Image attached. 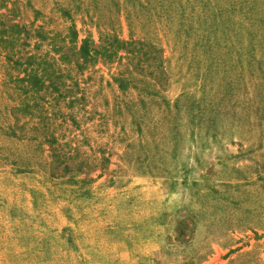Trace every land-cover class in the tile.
I'll list each match as a JSON object with an SVG mask.
<instances>
[{"label": "rangeland", "instance_id": "1", "mask_svg": "<svg viewBox=\"0 0 264 264\" xmlns=\"http://www.w3.org/2000/svg\"><path fill=\"white\" fill-rule=\"evenodd\" d=\"M59 6L132 45L72 52L36 115L4 58L33 42L0 45V264H264V0H0V27L62 36Z\"/></svg>", "mask_w": 264, "mask_h": 264}, {"label": "trees", "instance_id": "2", "mask_svg": "<svg viewBox=\"0 0 264 264\" xmlns=\"http://www.w3.org/2000/svg\"><path fill=\"white\" fill-rule=\"evenodd\" d=\"M76 10H80V8L76 7ZM33 11L35 20L43 16L39 10ZM58 11L63 17L70 20L66 34L62 36L59 34L64 42L60 46H57L56 41V37L59 35L57 33L50 35L49 32L44 30L43 24L34 25V20L28 26L26 24L12 23L10 26L6 27L3 24L0 27V45L5 43L8 46L14 47L18 45L25 48L26 46L30 47L33 42L31 49H26L27 56L24 58L23 56L14 58L10 53L4 56L8 64L11 63L12 66L17 67L19 72L22 73L21 77L9 74L6 82L10 85L13 84V89H20L22 94L25 97L27 96V101L21 100L23 102L21 107H23L24 113L33 115L34 112H31L33 110L30 109H35L36 111L40 109L39 107L43 106L40 100L47 101L48 98L56 100L61 96H65L62 90L65 87V82L58 81V79L62 80L64 77L59 68L62 67L61 65L64 64V61L66 63L70 62L69 57L72 52L77 56L75 63L78 70L81 71L92 65L97 60V57H115L119 49L124 48L126 50L127 46L132 45V42L121 40L117 35H112L111 41L108 42V35L100 34V32L98 45L95 44L90 34L79 39V30L73 21L72 10L59 6ZM46 40L48 45H50V50L45 53L36 52L35 50L40 49L41 43ZM119 87L121 89L124 87L123 80H119ZM44 94H50L49 96L51 97H46ZM28 99H31L33 104H30ZM7 133L9 135L15 134L11 127L8 128Z\"/></svg>", "mask_w": 264, "mask_h": 264}]
</instances>
